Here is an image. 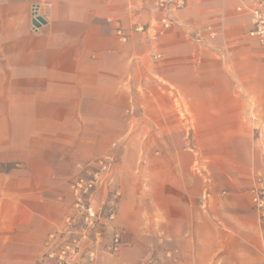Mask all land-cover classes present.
Wrapping results in <instances>:
<instances>
[{
    "label": "crops",
    "instance_id": "0c3cea01",
    "mask_svg": "<svg viewBox=\"0 0 264 264\" xmlns=\"http://www.w3.org/2000/svg\"><path fill=\"white\" fill-rule=\"evenodd\" d=\"M242 1L184 0L161 31L157 0H0V264H55L48 236L71 213L75 165L107 156L92 199L116 211L103 238L132 237L142 259L136 239L148 234L149 264H264L251 203L264 167L212 169L196 153L188 169L172 151L183 136L174 95L196 127L236 126L249 107L237 80L264 117V48ZM44 4L32 33L30 8ZM131 143L141 166L122 169Z\"/></svg>",
    "mask_w": 264,
    "mask_h": 264
},
{
    "label": "built area",
    "instance_id": "2783aa9c",
    "mask_svg": "<svg viewBox=\"0 0 264 264\" xmlns=\"http://www.w3.org/2000/svg\"><path fill=\"white\" fill-rule=\"evenodd\" d=\"M156 6L163 12L160 19L161 31L169 29L173 20L169 13L171 10H179L184 6V0H157ZM49 5H32L30 8V30L32 33H38L43 25V8ZM238 12H247L251 16V29L248 31V37L259 42L264 48V0H244L236 9ZM136 31H146L142 27H137ZM160 31V32H161ZM209 37L214 39L217 32L209 29ZM120 39L125 38L118 32ZM229 47L223 45L218 50L219 56L228 58V66L233 71L232 63L229 59ZM237 94L245 99L249 98L244 87L235 80ZM252 107L254 103L248 101ZM113 164L112 157H101L85 163H77L75 172L72 174L68 190L71 195V213L65 219V226L48 236L47 257L56 264H80L77 262L80 254L87 256V261L91 263L94 259L96 248L83 246L82 242L91 237L97 241L106 234L107 225L114 220L116 211L113 206L95 208L93 205V195L103 178L108 177ZM251 203L255 209L258 221L264 225V181L260 178L254 184L252 190ZM111 245L109 250L116 251L120 243V235L116 230H112Z\"/></svg>",
    "mask_w": 264,
    "mask_h": 264
},
{
    "label": "rangeland",
    "instance_id": "374dc122",
    "mask_svg": "<svg viewBox=\"0 0 264 264\" xmlns=\"http://www.w3.org/2000/svg\"><path fill=\"white\" fill-rule=\"evenodd\" d=\"M246 91V89H245ZM249 98L245 99L244 103L252 101L254 106L247 108L244 114V120L236 126H203L196 127L190 122L189 111L180 96H173L174 111L177 113L178 119L183 123V136H174L172 142L174 166H189L188 169H197L198 165H194L193 155L196 153L201 156L206 165L212 169H228L232 166L238 169H263L264 167V117L262 111L259 109L255 97L247 92ZM180 106L183 110H180ZM131 143L130 153L123 162L122 169H136L141 163L138 162L135 147ZM206 159V160H205ZM148 157L146 156V163L144 166L148 167ZM139 164V165H138ZM138 165V166H137ZM252 190V189H251ZM149 191L143 190L141 193L142 203L146 204L144 208L148 211ZM120 235L121 249L124 254H116L115 251L109 250L111 245V236L108 238L101 237L95 245V239L91 237L88 241L82 242L84 246L96 248L94 259L91 263L87 261V256L79 255L77 260L80 264H149L148 263V248L150 245V237L148 234L143 235L140 239H136L140 243L142 250L145 252L141 254L142 259L137 258L133 254L132 247L134 239ZM162 249L164 243H159ZM165 257V255H163ZM46 258L47 252H46ZM49 259V258H48ZM50 260V259H49ZM53 262V260H51ZM55 263V262H54ZM56 264V263H55Z\"/></svg>",
    "mask_w": 264,
    "mask_h": 264
}]
</instances>
